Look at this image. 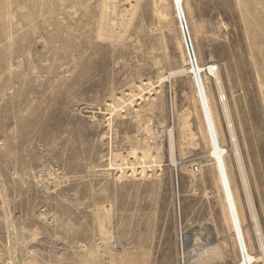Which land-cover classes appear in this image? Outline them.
Returning a JSON list of instances; mask_svg holds the SVG:
<instances>
[{
	"label": "rangeland",
	"instance_id": "rangeland-1",
	"mask_svg": "<svg viewBox=\"0 0 264 264\" xmlns=\"http://www.w3.org/2000/svg\"><path fill=\"white\" fill-rule=\"evenodd\" d=\"M185 6L264 242V0ZM180 40L168 0H0V264H238Z\"/></svg>",
	"mask_w": 264,
	"mask_h": 264
},
{
	"label": "bare ground",
	"instance_id": "bare-ground-1",
	"mask_svg": "<svg viewBox=\"0 0 264 264\" xmlns=\"http://www.w3.org/2000/svg\"><path fill=\"white\" fill-rule=\"evenodd\" d=\"M158 1L159 3H163L167 0ZM168 1H170L174 19L179 30L181 40L177 43V45L182 58V63L184 65L183 67H181V69L170 71L163 79L170 80L171 77H175L176 75L178 76L180 74H186L190 77L195 89L194 96L196 98V102H193L194 104L197 103V106L194 105L196 120L202 135V139L209 146L208 156L212 159L215 167L216 188L221 194L223 202V218L227 227L232 232L239 253L238 264H264V242L260 233L256 211L251 199L246 174L241 162V156L235 136L236 133H234V130L232 128L233 126L231 124V118L228 107L226 105V99L223 95L222 84L217 73V68L213 65L201 66L197 61L194 44L190 35V29L192 28H190L192 24V19H190L191 16L189 15L188 10L186 11L185 9V0ZM181 26L187 28V32L184 34V38L181 33ZM185 42L187 44L189 43L193 49L195 64H193L191 67L189 65L187 66L188 60L186 57ZM206 75L211 77L214 84L215 92L219 96L218 99L221 109V115L223 117L222 120H224L225 122L224 125L230 143L229 150L225 149L222 145L224 142L222 134L223 132L218 119L219 116L217 117L216 114V106L213 99L214 96L212 97L210 90H208L209 86L206 87L208 85H206L205 83ZM196 108L198 109V111L196 110ZM172 132L173 131L171 129L168 130V153L170 156V162L172 164H175L176 161L174 158V139ZM228 153L232 155L234 161L233 165L235 166V170L237 173L239 189L244 201L242 202L245 206L247 220H245V217L243 215L240 197L238 191L236 190L233 184V180L230 174V168L227 162L229 157ZM246 221L248 226L251 227L252 235L257 246V253L253 252L252 243L250 242V239L247 236L248 233L245 230ZM207 251L208 248L198 254L194 261L190 258L191 261L193 263L195 261H199ZM184 262V260L181 261V263Z\"/></svg>",
	"mask_w": 264,
	"mask_h": 264
},
{
	"label": "built area",
	"instance_id": "built-area-1",
	"mask_svg": "<svg viewBox=\"0 0 264 264\" xmlns=\"http://www.w3.org/2000/svg\"><path fill=\"white\" fill-rule=\"evenodd\" d=\"M187 32V28L186 27H182L181 26V33L183 35V38H184V34ZM185 50H186V57H187V60H188V64L187 66L189 65L190 67L195 64V59H194V54H193V49H192V46L188 43L185 42ZM194 171L195 172H198L199 169L197 166L194 167Z\"/></svg>",
	"mask_w": 264,
	"mask_h": 264
}]
</instances>
